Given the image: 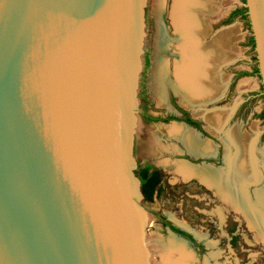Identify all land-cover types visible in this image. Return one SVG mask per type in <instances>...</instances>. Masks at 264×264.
Here are the masks:
<instances>
[{
	"label": "water",
	"instance_id": "1",
	"mask_svg": "<svg viewBox=\"0 0 264 264\" xmlns=\"http://www.w3.org/2000/svg\"><path fill=\"white\" fill-rule=\"evenodd\" d=\"M146 5L0 0V264H149L133 155ZM243 7L264 97V0Z\"/></svg>",
	"mask_w": 264,
	"mask_h": 264
},
{
	"label": "rangeland",
	"instance_id": "2",
	"mask_svg": "<svg viewBox=\"0 0 264 264\" xmlns=\"http://www.w3.org/2000/svg\"><path fill=\"white\" fill-rule=\"evenodd\" d=\"M161 2L147 0L145 7V38L137 91L138 122L135 124L133 146L137 166L139 163L148 162L162 172V179L153 199L139 200V204L147 211L149 218L144 229L149 264H165L160 255L159 246L168 245L171 239L183 243L192 253L193 264H264V242L256 234L255 229L248 225L244 216L218 198L212 189L202 184L201 180L202 183L193 177L183 178L175 172L173 162L183 161L182 158L188 159L190 156H186L185 149L177 140L170 137L167 131V127L175 124L187 127L183 121L174 118V115H180V108L185 110L194 120L199 121L207 134L201 136L198 131H194L191 127L187 128L213 146L212 151L207 155H191L192 162L200 166L208 165L204 164L208 157L211 160H207L206 163L222 171L226 168L225 160L234 157L236 152L232 141L230 142L233 148H229L225 136L229 138V132L234 128L250 135L253 139L252 152L262 177L255 184L249 185L248 192L252 194L254 188L264 187V174L261 169L264 159V119L259 117V112L264 109V97L261 96L260 79L253 73L256 61L254 50L249 42L250 28L248 21L240 15L229 18L231 11L243 7L244 0H218V4L222 2L219 6L223 5V11H227L216 21L210 22L211 30L205 39L210 41L215 33L229 27H236L238 30V35L230 46L235 55L231 61L225 62L220 67L222 80L220 85H224L221 88L222 94L202 105L204 111H224L227 114L220 130L209 127L201 115H195L194 108L183 105L179 95L173 90L172 67L176 43L175 41L168 43L170 37L174 38L168 14L172 0ZM159 4H162V11L159 9ZM162 41L165 42L164 45ZM159 43L163 47L158 50ZM161 54L168 66L167 78L162 87L163 102L159 99V84L156 79ZM245 80L248 82L247 86L241 87V82ZM251 93H255V96L249 104L240 106L244 96ZM166 117L170 119L166 120ZM219 146H221V157L217 152ZM157 217H164L174 225L185 229L193 235L194 241L187 242L173 235ZM147 238H155L158 245L151 247Z\"/></svg>",
	"mask_w": 264,
	"mask_h": 264
},
{
	"label": "bare ground",
	"instance_id": "3",
	"mask_svg": "<svg viewBox=\"0 0 264 264\" xmlns=\"http://www.w3.org/2000/svg\"><path fill=\"white\" fill-rule=\"evenodd\" d=\"M161 1L159 0L160 3ZM220 4L218 0H172L168 12L174 32V38L170 37L168 43L173 41L176 43L172 67L174 79L171 80V85L175 93L180 96V101L194 108L196 115H205L209 126L215 130L221 129L227 114L224 111H204L202 105L222 94L220 67L233 59L235 54L230 46L238 35L236 27H229L215 33L210 41L205 40L211 30L210 22L216 21L227 11H223V5L219 6ZM159 5L162 11V4ZM162 44L164 45L165 42ZM163 45L159 43L157 49L159 50ZM167 72V61L161 54L156 70L159 88H156L159 90V99L162 102L164 97L162 87ZM247 84L245 80L240 86L246 87ZM167 130L175 140L181 141L192 152H202L209 148V144L199 142L192 132L182 126L173 125ZM229 138L234 143L236 152L234 157L225 160L224 171L212 167H195L182 161L173 162L174 170L183 178L193 176L199 178L218 198L241 213L248 225L255 229L256 234L264 242V187L254 188L252 194L248 192L249 185L255 184L262 177L252 152L253 139L237 128L231 129ZM261 167L264 174V159ZM131 189L133 190V186ZM147 242L151 247L158 245L155 238H147ZM159 247L165 264H193L192 253L183 243L171 239L168 245ZM138 252L142 257L144 256L142 251Z\"/></svg>",
	"mask_w": 264,
	"mask_h": 264
},
{
	"label": "flooded vegetation",
	"instance_id": "4",
	"mask_svg": "<svg viewBox=\"0 0 264 264\" xmlns=\"http://www.w3.org/2000/svg\"><path fill=\"white\" fill-rule=\"evenodd\" d=\"M254 96H255V93H251V94H247L246 96H244V98L242 99V102H241V105L240 106H247L248 104H249V102L254 98ZM261 96H262V94H261ZM180 97V96H179ZM206 103V102H205ZM204 103V104H205ZM184 105V104H183ZM186 106V105H185ZM187 107H189V106H187ZM190 108H192V107H190ZM179 111H180V115L179 116H175L174 115V118H176V119H180V121H183V124H185V125H187V127H191V129H193L194 131H198L199 133H200V135L201 136H204V135H206L207 134V132H206V130L201 126V124L199 123V121H197V120H194L191 116H189L187 113H186V111L185 110H183V109H179ZM264 111V109H262V111H260L259 112V117H261L262 119H264V116L262 115V112ZM196 115V114H195ZM197 115H200V114H197ZM202 117H203V119H204V121L207 123V125L209 126V124H208V122H207V120H206V118H205V115H201ZM152 118V117H151ZM166 120H169L170 118H165ZM190 120V121H189ZM175 125H179V126H182V127H184V128H186L187 130H189L190 132H192L194 135H195V137L197 138V140L199 141V142H202V143H204V144H209V148L207 149V150H204V151H202V152H192V151H190V150H188L187 149V147L181 142V141H179L178 140V143H179V145H181L185 150V153H186V156H190L188 159H185V158H182L183 159V161L182 162H185L186 164H189V165H193V166H195V167H212V168H217V167H215L214 165H210L209 163H206L207 162V160H211V159H209L208 157L206 158V160H205V162H204V164H208V165H203V166H200V165H195L194 164V162H192V157L193 156H198V155H207V154H209L211 151H212V149H213V146H212V144L209 142V141H207V140H203V139H201L200 137H198L197 136V134L194 132V131H192L191 129H189V128H187V127H185L184 125H181V124H175ZM173 126V125H172ZM171 127V126H170ZM210 127V126H209ZM167 128H169V127H167ZM212 128V127H211ZM168 131V130H167ZM168 134H169V136L170 137H172L171 135H170V133H169V131H168ZM173 138V137H172ZM225 141L227 142V144H228V146H229V148L231 149V147L233 148V145H232V143L230 142V140H229V138L227 137V136H225ZM227 146V147H228ZM228 148V149H229ZM217 152L219 153V156L221 157V146H219V148H218V150H217ZM218 153H217V155H218ZM191 155H193V156H191ZM210 155H212L211 157H214V155L213 154H210ZM186 156H184V157H186ZM197 159H200V158H197ZM176 161H181V160H176ZM145 165H149L150 166V168H149V170H148V173L149 174H152V172L154 171V170H157L158 171V177L160 178V182H161V179H162V172L160 171V169H158L157 167H155L153 164H151V163H144V164H141V163H139L138 164V166H137V169L138 168H141V167H143V166H145ZM193 178H195L196 180H199L200 181V179L199 178H197V177H195V176H193ZM160 182L158 183V185H157V189H158V187H159V185H160ZM201 182V181H200ZM202 183V182H201ZM204 186L206 185L205 183H202ZM207 186V185H206ZM207 187H209V186H207ZM210 188V187H209ZM211 189V188H210ZM157 219L160 221V223L165 227V228H167V230L170 232V233H172L173 235H175V236H177V237H179V238H182L183 240H185V241H187V242H193L194 240H193V235L191 234V233H189L188 231H186L185 229H183V228H181V227H178V226H176V225H174L172 222H170L169 220H167L166 218V221H167V224L166 223H164L159 217H157ZM171 226H173V227H175V228H177V229H179L180 231H182V232H184L186 235H184V234H179V233H177L176 231H173L172 229H171Z\"/></svg>",
	"mask_w": 264,
	"mask_h": 264
},
{
	"label": "trees",
	"instance_id": "5",
	"mask_svg": "<svg viewBox=\"0 0 264 264\" xmlns=\"http://www.w3.org/2000/svg\"><path fill=\"white\" fill-rule=\"evenodd\" d=\"M235 15H240L242 18L247 20V14H246V9L245 7H240L237 9H234L230 14L229 18H233ZM249 42L253 48V38L250 36ZM254 74L258 75V69L257 67L253 71ZM262 115L264 116V111L262 112ZM151 119V118H150ZM155 119V118H153ZM190 121V120H189ZM150 166L145 165L141 168H138L136 171L137 176L140 179L141 182V191L144 195V199L147 201H151L153 199L154 194L158 191L157 185L160 182V178L158 177V171L154 170L152 174L148 173ZM164 223L167 224V221L164 217H159ZM171 229L173 231H176L179 234H184V232L180 231L179 229L171 226Z\"/></svg>",
	"mask_w": 264,
	"mask_h": 264
},
{
	"label": "crops",
	"instance_id": "6",
	"mask_svg": "<svg viewBox=\"0 0 264 264\" xmlns=\"http://www.w3.org/2000/svg\"><path fill=\"white\" fill-rule=\"evenodd\" d=\"M231 12H232V11H231ZM231 12H230V13H231ZM230 13H229V14H230Z\"/></svg>",
	"mask_w": 264,
	"mask_h": 264
}]
</instances>
